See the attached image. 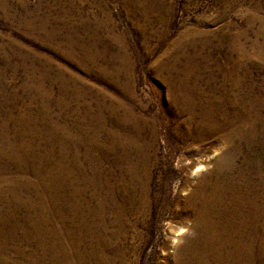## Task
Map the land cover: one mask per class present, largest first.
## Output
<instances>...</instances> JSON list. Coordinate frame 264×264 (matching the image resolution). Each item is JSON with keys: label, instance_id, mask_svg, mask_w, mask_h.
<instances>
[{"label": "rangeland", "instance_id": "obj_1", "mask_svg": "<svg viewBox=\"0 0 264 264\" xmlns=\"http://www.w3.org/2000/svg\"><path fill=\"white\" fill-rule=\"evenodd\" d=\"M233 105L237 128H209L206 112L232 114ZM263 116L264 0H0V141L33 143L40 156L51 144L78 154L83 175L70 178L64 208L105 201L116 221L86 264H175L196 237L193 190L217 162L233 151L234 166L247 155L264 169ZM199 119L206 126L194 137ZM243 123L253 136L234 132ZM132 137L142 151L129 158L120 143ZM36 181L30 171H0V264L10 255L35 262L26 218L39 200L48 204ZM44 214L66 242L54 208Z\"/></svg>", "mask_w": 264, "mask_h": 264}, {"label": "bare ground", "instance_id": "obj_2", "mask_svg": "<svg viewBox=\"0 0 264 264\" xmlns=\"http://www.w3.org/2000/svg\"><path fill=\"white\" fill-rule=\"evenodd\" d=\"M209 107L207 108L208 110ZM233 108L231 110L232 114H229L228 110L225 111V108L223 110L216 109L214 111L212 107L208 112H206L207 109H205L206 116L210 118L206 120L211 124L209 128H230L229 122L235 127L236 124L234 121L237 120L235 116L239 115L240 107L237 105L234 107L233 105ZM214 113L222 115V122L220 121V123H222L221 125H219L220 123L218 122L213 123V121H215V119L213 120ZM199 120H197L198 124L193 131L194 137H199V132L206 126V123L201 120L200 122ZM239 121L244 122L245 120L240 119ZM250 123L252 124V121ZM245 124L244 127L235 129L236 131L234 132H240L245 135V133H249L250 128V133H254L251 124H249V128L245 126ZM263 126L264 124H262V127ZM135 129L136 134L141 132L146 133V131L142 129V125ZM227 132L226 129V135ZM260 132L262 133L261 136H264V127ZM187 133V131L184 132V136L185 134L187 135ZM129 140L120 143V150L124 153L123 155L129 156V158L133 155L135 156V154L141 155L142 144L137 143L133 145L135 143L134 137ZM246 141L248 142L250 139L247 138ZM262 142H264V137ZM128 146H130L129 149ZM55 148L56 150L54 151L53 145L51 144L50 147L46 149V153H48L40 156V154L36 153L35 150L37 146L34 147L33 143H28L27 145L20 143L16 146L10 141H0V171L15 169L18 172H32L37 179V186H40L41 190L47 196L48 204L39 200L37 205L39 213L35 216L31 215L26 218V220L33 221L31 223L33 228L31 234L33 235L32 237H34L33 243H35V245L30 255L35 258L34 264H72V262H70V256L74 257L75 261L77 260V264H86V253L91 254V256L95 254L96 256L93 257H97V254L101 255L102 251H104L103 249H106L105 244H109L110 242L105 241L107 239L105 235L108 234V227L110 224H114L116 221L106 219L105 201H101L97 207H93L85 202L84 206H80L81 202L74 201V204L70 205L71 209L66 206L67 210H70L72 213V217L70 220H65L67 216L64 214V209H66L64 207L68 202L66 193L73 188L70 187V185L73 186V182L70 178L72 176L75 179L81 178L83 171L82 167L81 169L78 168V165H80L78 154L67 152L65 150V145L58 144L57 146L56 144ZM227 154L230 156L220 159L217 162L219 166L215 165L218 170L211 175L210 182H208L207 185L204 184L202 187L200 186V188L198 187L197 190L193 188V194L191 195L192 202L188 211L194 221L196 237L195 241H192L193 244L187 248L185 255L178 254V259L175 260V264H264V169L259 168L260 165L256 166L251 163L252 159L249 156L247 157V155H245V167H236L233 163V151ZM8 185H12V183L9 182ZM130 190L131 192L134 191L131 200L135 199V195L138 192L133 186H130ZM75 191L77 194L80 192L78 189ZM142 197L145 199L143 193ZM45 206L54 208L56 217L59 218L65 226V228H63L66 242L63 241L64 239L61 238L59 235L60 233L57 234L51 227L46 228V225H44V223L46 224L44 214ZM83 208H86V210L91 213V219L87 220L83 218ZM22 236L24 240L30 237L28 233H24ZM113 238H116V231L114 232ZM114 249H116V245H114ZM114 252L116 253V250ZM16 257L17 256L10 255L8 259H5L3 264H14ZM90 258L91 264H101L100 259L97 258L94 260L92 257Z\"/></svg>", "mask_w": 264, "mask_h": 264}]
</instances>
